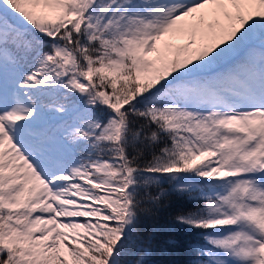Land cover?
<instances>
[{"label": "snow or ice", "instance_id": "1", "mask_svg": "<svg viewBox=\"0 0 264 264\" xmlns=\"http://www.w3.org/2000/svg\"><path fill=\"white\" fill-rule=\"evenodd\" d=\"M0 264H264V0H0Z\"/></svg>", "mask_w": 264, "mask_h": 264}]
</instances>
